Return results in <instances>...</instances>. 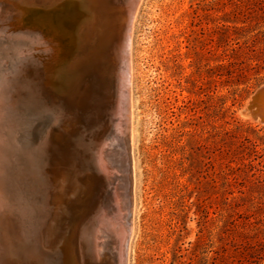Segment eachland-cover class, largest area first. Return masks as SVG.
<instances>
[{
    "label": "rangeland",
    "instance_id": "rangeland-1",
    "mask_svg": "<svg viewBox=\"0 0 264 264\" xmlns=\"http://www.w3.org/2000/svg\"><path fill=\"white\" fill-rule=\"evenodd\" d=\"M46 15L55 28L45 25ZM83 18L88 13L75 0H0V135L11 143L0 194L38 264L55 260L44 236L58 218L61 148L71 149L86 133L64 106L65 78L77 77L76 64L66 66L75 50H65L71 39L64 30L75 33ZM263 33L264 0H142L131 52L135 197L128 264H209L214 251L215 264H264L247 262L232 247L257 241L248 228V239L235 232L243 231L245 217L261 214L258 206L264 212V185L256 183L264 179V119L242 114L264 87ZM75 36L81 47L88 41ZM255 36L250 53L244 42ZM229 53L244 67L258 64L259 72L221 76ZM263 93L256 98L261 117ZM110 103L105 98L102 106ZM106 131L101 140L111 145L109 164L119 170L120 142H110L115 133ZM89 186L75 213L83 224L71 230L79 251L69 264H95L90 249L82 252L95 228L88 215L96 181ZM7 233L0 223V258Z\"/></svg>",
    "mask_w": 264,
    "mask_h": 264
},
{
    "label": "bare ground",
    "instance_id": "bare-ground-1",
    "mask_svg": "<svg viewBox=\"0 0 264 264\" xmlns=\"http://www.w3.org/2000/svg\"><path fill=\"white\" fill-rule=\"evenodd\" d=\"M36 1L37 0H30V2H36ZM39 1H42V0H39ZM141 2L142 0H125V5H122L121 10L119 12L117 11L116 13L117 16H119L120 20H122V22L125 19L128 20L129 16L126 13H129V15L131 13L130 21H129L130 24H129L128 33H127V39H128L127 40V50H128L127 73L129 77L127 101L125 97L126 95H124L123 92H119L120 96L118 97V102L122 103V105L120 107L118 106L116 113L111 112V110L109 109V106L112 105L111 103L109 105L108 104L103 105V106L101 105L100 107L95 109L93 113L86 115V117L83 118L85 120L82 121L83 119H82L81 109L78 106L79 95L81 96L83 93L81 86H82L84 79L87 80L88 78L89 79L93 78V80H91L90 83L88 82L89 84H88V87L86 88V91H87L86 92L87 95L85 96L86 102H88V97L91 96L92 94L91 92H93V87H98L97 80L95 79V77H93L95 73L94 64L100 63L101 65L104 62L102 65L105 66L106 69H108L107 63H105L104 59L100 58L101 62H99L98 57H96L97 52H94V49H92L94 48V46H97L95 41L96 39H100L102 37L101 31L103 32L104 31L103 29H105V28L102 29V27L103 25H107L108 22H105V24L104 23L100 24V22L95 20V24L93 23L91 27L89 26L86 36H87V40L89 39L90 40L89 41L86 40L88 43L84 45L86 46L85 49H84V46L81 47L75 42L76 40L75 34H77L78 36L80 35L82 36V31H83L82 27L80 26L76 27L75 33L73 29H71V32L67 30L68 28L64 30L65 35L70 36L69 39H71V41L67 43L68 45L66 46L65 50L69 53L70 51L75 50L74 51L75 53L72 52V54L74 53L75 56L72 55L73 57L71 56L69 60L66 61V66L70 67L71 62L75 63L76 66L74 67L73 71L77 74L76 78L72 76L71 73L65 78L66 93L64 97V103H65L64 106L69 111L71 112L73 111L75 115L76 114L79 115L76 118L81 124H83L84 122V128H85L86 133L84 132L85 134H83V136L72 140L71 149L65 150V148H61V154H60L61 160L65 163L62 167L63 171H62V182L60 184V191L57 194L59 195V198L57 199V201H55L57 203L55 202L53 203V204H57L59 207V212L56 213L58 215V218L53 219V224L51 228L47 230L44 236V240L46 241V243H48V247H50L51 253L55 254L54 264L71 263V261H68V258L69 260H71L70 255L72 256V258H74L73 254H76V251H79V248H77L78 247L77 236L74 234V236L70 237L71 230L77 229V225L79 228V226L83 224V222L82 223H78V221L76 222V216L78 215V211L82 207V204H81L82 195L88 191L90 187L89 185L91 184V181H92V178H89V177L87 178L86 175H88V172H90L94 167V164L92 161L94 157L93 150L97 147L98 142L102 143L101 144L102 147L100 146L101 148L100 163L103 166L105 165L109 167L108 164L110 163L109 161L110 158H108V155H106L104 152L106 149H108L109 145L107 144V141L100 140V139H103L104 137L108 135L107 134L108 131L106 130L109 128V124H111V122H114L116 124V127H115L116 130L110 142H113V141L120 142L119 149L117 150L120 151L119 156L121 155V158L120 157L119 158H120L121 166H123V169L125 170L124 176L120 177L118 180L121 181V184H123L125 181L124 178H127L130 183V188L127 189L128 187H126V185L123 184V187H122L123 192L119 194L117 190H115L114 195H113V198H114L113 200V198H111V195L108 196V191L110 190V186H112V182H111L112 180H111V177H109V174L113 173V171L109 172V168H108L104 171L105 173V174L103 173L104 176L100 174L97 176L95 175L94 178L96 180L97 190L91 199V210H90L91 212L89 215L88 214L87 215L89 216L90 221L91 219L93 220L92 224L94 223L96 224V227H95L96 228V231H95L96 241L94 243V246L96 248L95 250H96L98 259L100 261V264H107L106 263L107 261L105 260L106 259L105 254H107L106 249H105V239H108V236H110L111 234V232L109 231L108 223H110L111 220H114V219H115V224H113L114 229L116 230L118 229L120 238L122 240V257H121V261L119 264H128V261H129L128 259H129L130 242H131V238L133 234V227H134L133 212H134V197H135L134 196V185H135L134 162H133V156H132L133 139H134V129H133L134 114H133V100H132L133 71H132L131 52H132V36H133L134 23H135L136 16H137L139 7L141 5ZM81 3L82 2H80V5ZM68 5H70L69 2L67 6ZM108 5H109L108 0H102V3L98 7L99 8L101 7L103 9L101 10V12L98 11L96 15L97 16L102 15L103 13L106 17H108L111 20V17H114V14L111 12L109 13ZM40 20L42 21V19ZM44 20H45V25L48 26L50 29L55 28L53 24V21L55 20L51 15H46L44 17ZM92 30H95V31L92 32ZM114 38H115L114 34L113 35L106 34L103 40L106 41V43L109 44V46H111L114 44L113 43ZM64 40H65V37H64ZM97 44H100V43H97ZM108 48L109 47H107V49ZM107 49L104 50L105 54L103 52L105 56L107 54L106 52L108 51ZM79 67L81 69L80 71L81 73L76 72ZM119 68L120 66L117 65L115 67V70H117L118 72ZM79 91H80V94H79ZM263 91H264V87L261 89V93ZM260 95H258L256 98H258ZM253 101H251V103ZM124 102L127 103V107L125 106ZM251 103H248L249 105L242 111V114L250 115L248 113V107L251 105ZM257 111H258V107H257ZM255 116L256 117L259 116L260 118L264 119V117L260 116L259 112ZM2 136L0 135V173L2 172V169H3V161L5 160L4 158H7L6 157L7 154L11 152L10 141L7 140V138L4 139ZM123 152H125L126 154L127 164L125 163ZM121 174L123 175V170H121ZM0 181L2 182L1 178H0ZM2 186L3 184L0 183V187ZM6 190H8V188H6ZM110 198L112 202L114 201L116 204L115 211H113L114 213L110 212V208L107 207L109 205L108 202L111 201ZM9 204H11L10 201L8 202L6 198L5 197L3 198L2 195L0 194V223L3 225L4 229L8 232L5 236H3L4 243L6 244V248H5L4 256L0 258V264H38L41 258L38 256L34 257L33 253H31V250H29V248L25 246V243L22 241H19L21 240V237L19 235L20 234L19 228L16 227L17 220L15 224L12 218L13 212L12 211L10 212L11 208ZM76 212H77V215H75ZM99 213L101 215H99ZM40 232L42 233V231ZM1 240H2V236H0V241ZM31 258L33 259L32 261H30Z\"/></svg>",
    "mask_w": 264,
    "mask_h": 264
},
{
    "label": "water",
    "instance_id": "water-1",
    "mask_svg": "<svg viewBox=\"0 0 264 264\" xmlns=\"http://www.w3.org/2000/svg\"><path fill=\"white\" fill-rule=\"evenodd\" d=\"M81 5H80V2ZM75 0L76 6L79 8H82L83 10L85 9V11L88 13L89 16V20L86 22L83 18V23L84 26L82 27L83 31H82V36L80 35V37L83 38H87V32L89 29V26L91 27L92 24H95V20L101 23L108 22L107 25H103L102 29L104 31L102 33V37L100 39H96L95 43L97 46H94V52L96 53V57H98L99 62H101L100 58H103L105 63H107V67L108 69L105 68V66H103L102 64L100 65V63H96L94 64L95 66V73L93 75V77L97 78V84L98 87H93V92H91V96L88 97V102H86L85 100V96L87 95V91L86 88L88 87V84L91 82L92 79H87L83 81L81 89H82V95H79V99H78V106L81 109V114H82V119L86 117V115L93 113V111L95 109H97L98 107H100L102 105V102L105 98H108L111 100V106H109V109L111 110V112L116 113L118 106L120 107L122 105V103L118 102V97L120 96L119 92H123L124 95H126V101H127V91H128V50H127V33H128V28H129V24H130V16L131 13L129 15V13H126L129 17L128 20L125 19L123 22L122 20H120L119 16H117V11L119 12L122 8V5H125V0H108L109 2V13H113L114 17H111V20L106 17L103 13L102 15H96L98 13V11L101 12V10L103 8H99L98 6L102 3V0ZM71 4V2H69ZM97 16V17H96ZM96 17V18H95ZM124 17V15H123ZM101 18V19H100ZM122 22V23H121ZM86 24V26H85ZM121 26V27H120ZM93 29V28H92ZM95 30H92V32ZM95 33V32H94ZM113 35L114 34V39H113V45L109 46V44L106 43V41L103 40V38H105V35ZM90 40V39H89ZM88 40V41H89ZM92 41V40H91ZM110 42V41H109ZM88 43V42H87ZM86 43V44H87ZM100 43V44H97ZM85 44V45H86ZM107 47H109L107 49ZM86 48V46H84V49ZM107 49L108 51L106 52V56L104 55L105 52L104 50ZM84 52V51H83ZM104 52V54H103ZM120 66L118 72L117 70H115L116 66ZM81 73V72H80ZM90 76V75H89ZM89 82V83H88ZM95 88V90H94ZM121 89V90H120ZM262 89V88H261ZM261 89L256 93V95L254 96L255 98L261 94ZM120 90V91H119ZM99 92V93H98ZM80 94V91H79ZM104 98V99H103ZM254 98V101L251 103V105L248 107V113L250 115H256L258 114L257 111V107H256V99ZM125 106L127 107V103L124 102ZM256 117V116H255ZM85 119H83L82 121H84ZM84 125V122H83ZM115 127L116 124L114 122H111V124H109V128L110 131L115 133ZM101 140V139H100ZM101 142V141H100ZM99 143V142H98ZM97 143V147L96 150L94 151V157L92 159L94 167L93 169L88 173V175H86V177L88 178H92V181H96L94 176L96 175H103L104 171L106 169L109 168V172L113 171V173L109 174V177H111V182H112V186H110V190L108 191V196L111 195V198H113L114 195V191L117 190V192L119 194H121L123 192V184L126 185V187H128L127 189L130 188V183L128 181L127 178H124V183L123 184H117L116 181L120 178L124 176L125 170L123 169V166L121 167V169H116L115 167H112L110 164L109 167L107 166H103L100 163V157H101V144L102 143ZM102 147V146H101ZM108 149H110V146L108 147ZM106 149L104 152L106 155L112 154L113 150H108ZM124 155V160L125 163L127 164V160H126V154L125 152H123ZM124 165V164H123ZM121 170H123V175L122 176H118V172H121ZM105 174V173H104ZM91 180V179H90ZM127 183V184H126ZM95 194V193H94ZM110 198V200H111ZM114 200V198H113ZM108 208H110V212L114 213L113 211H115V207L116 204L115 202L112 200L110 202H108ZM99 215H101L99 213ZM101 217V216H100ZM100 219V218H98ZM99 224V223H98ZM115 224V219L111 220L110 223H108V227H109V231L111 232L110 236H108V239H105V249H106V253L105 254V261L107 264H119L121 261V257H122V240L120 238L119 235V231L118 229H114V225ZM96 227V224H95ZM96 228H94V231L92 233V239L91 242L87 241V239L85 238L83 244L84 247L82 248V252H87L89 249L92 251V256L93 259L95 261V264H100V261L98 259L97 253H96V248L94 246L95 243V238H96ZM87 241V242H86Z\"/></svg>",
    "mask_w": 264,
    "mask_h": 264
},
{
    "label": "trees",
    "instance_id": "trees-1",
    "mask_svg": "<svg viewBox=\"0 0 264 264\" xmlns=\"http://www.w3.org/2000/svg\"><path fill=\"white\" fill-rule=\"evenodd\" d=\"M257 38L258 37L255 36V37H252L250 40H247L246 42H244L245 48L248 50V52L250 53L255 52ZM239 48H242V46L240 45ZM234 51L236 52V50ZM250 53H246V58L253 60V57L249 55ZM227 57H228V65L221 66V68L226 69V74H221V76L226 75L228 78L229 77L231 78V77H235L233 76V74L239 73L238 76L244 77L246 76L247 71L256 70V72H259L258 64L254 67L252 65H247L246 67H244L245 62L243 60L241 61L236 60V57L233 56L232 53L227 54ZM256 183H260L264 185V179L258 180ZM258 208H259V211H261V214H253V215L245 217L246 222H244L241 225V228L243 229V231H238L237 229L235 232V234H237L238 237L242 239H248L250 237V234L244 231L245 228H248V230H250V232L253 233V237L256 238L257 241L255 243L245 242V244L233 243L232 245V247L234 248L233 251L236 252L237 256H241L242 258H244V260H246L249 263H256L258 262V260L264 259V212L261 207L258 206ZM236 221H237L236 219L232 220L231 227L237 228V226H235ZM226 247L224 248V251H223L224 253L229 252V249ZM214 254L217 256L219 255L217 251L216 252L214 251ZM215 255L211 256V258L208 260L209 264L216 263L215 261H217L218 258ZM223 261L224 260H222V262Z\"/></svg>",
    "mask_w": 264,
    "mask_h": 264
}]
</instances>
